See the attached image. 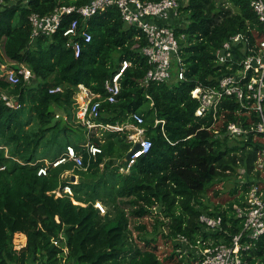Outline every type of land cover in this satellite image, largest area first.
I'll return each instance as SVG.
<instances>
[{"label":"trees","instance_id":"1","mask_svg":"<svg viewBox=\"0 0 264 264\" xmlns=\"http://www.w3.org/2000/svg\"><path fill=\"white\" fill-rule=\"evenodd\" d=\"M0 1V64H24L33 74L27 82L21 79L11 84L0 69V264H62V248L53 243L59 233L66 239L67 264H196L191 253L187 260L177 251V238L183 235L194 242L198 236H206L198 220L201 213L221 214L230 234L240 231L242 225L232 206L241 204L244 193L259 179L254 166L262 135L251 128L256 116L244 114L231 97L223 100L221 115L212 126L211 114L195 115L198 101L190 91L199 85H215L219 77L233 71L214 61L216 49L231 35H243L246 47L264 36V24L252 10L251 0H228L230 6L220 0H178L179 16L186 12L187 20H173L172 26L185 80L146 85L140 82L148 69L140 52L146 39L139 29L121 20L115 7L85 20L66 15L54 34L31 41V13L44 15L57 5L79 6L89 0ZM73 19L91 35L78 56L68 44L69 37L62 34ZM239 46L237 53L244 56L245 41ZM122 60L130 61V66L119 79L116 101L110 103L105 100L103 85ZM79 84L100 94L99 122L125 124L132 121V113L142 115L141 126L151 146L128 172L118 169L133 146L127 130H104L100 136H92L101 148L94 158H88L82 139L74 141L69 136L78 134L71 121ZM56 87L60 90L51 92ZM2 92L19 107H9ZM56 107L68 116L66 121L55 119ZM160 119L164 124H155ZM230 122L246 132L228 134ZM66 145H73L83 155L85 168L66 162L38 175L39 167L44 166L34 160L38 149L46 147L44 158L52 152L54 160ZM33 161L37 162L30 164ZM239 167L244 168L246 181L232 189L235 197L228 202V209H209L202 202L205 190L215 179L229 177ZM67 170L72 174L62 178ZM71 176H76L75 183ZM65 184L71 186L72 197L85 205L74 204L66 194L55 197L51 193ZM95 201L106 207L105 213L93 206ZM152 207H157V212L153 213ZM151 216V228L145 223L131 224L133 219ZM19 233L26 241L15 250L13 239ZM222 235V231L214 234ZM160 239L171 243V251H160ZM244 260L264 264V234L252 243Z\"/></svg>","mask_w":264,"mask_h":264},{"label":"built area","instance_id":"2","mask_svg":"<svg viewBox=\"0 0 264 264\" xmlns=\"http://www.w3.org/2000/svg\"><path fill=\"white\" fill-rule=\"evenodd\" d=\"M179 5L178 0H89L79 6L61 4L48 14L31 13L28 16L31 25L30 40L32 41L40 35L51 36L54 34L58 30L62 18L66 15L75 14L85 20L99 11L115 7L121 20L126 25H133L139 29L146 39V45L141 47L140 52L146 58L148 69L140 80L141 84L171 80L172 66H174L175 80H185V66L172 26V21L179 17ZM250 6L257 19L264 24V0H251ZM62 34L69 37L68 44L75 56H78L81 45L91 40L90 33L79 28L77 19H73ZM242 40L245 41V47L242 50L244 56L237 53V48L240 49L239 45ZM249 44L246 47L247 39L243 35H231L216 49L214 61L233 71L219 77L215 85H199L190 91L191 97L198 101L195 115L201 117L211 114L212 126L216 125L221 115L223 100L233 97L245 110L244 114L248 115L252 112L255 114L256 121L251 124V128L262 135V147L254 166V171L259 174V179L254 181L244 193L241 204L234 203L232 206L235 218L239 219L242 225L240 231L230 234L227 227L223 226L221 214L201 213L198 220L206 231V236H198L194 242L183 235L177 238L180 243L177 251L180 254L191 253L197 258L196 264H247L244 255L249 252L252 243L264 234V36ZM128 66H130V61L122 60L118 71L105 80L103 88L106 92L105 100L108 102L116 101L120 92L119 79ZM0 69L11 84L19 83L21 79L27 82L33 78L30 69L24 64L15 67L11 65V62H2ZM59 90L60 88L56 87L51 89V92ZM75 95L78 97V105L75 106L74 111L75 119L88 129L87 139L81 144L88 158H94L101 152L99 145L91 139L90 133L93 130L120 132L131 130L127 133V139L132 142L133 146L138 143L139 148L130 155L127 162L118 168L120 172H128L132 163L141 155L146 154L151 146V139L145 135V130L141 126L142 115L132 113V122L126 124L99 122L97 119L101 107L100 94L79 84L74 97ZM1 96L9 107H19L12 97L8 98L7 94L3 92ZM57 116L58 114H56ZM157 123L164 124V120H155V124ZM226 129V132L233 136H240L246 132L241 125L233 122L228 123ZM37 161L30 162V164H35ZM41 161H45L46 164L39 167L38 175H46L48 167H57L66 162H72L74 168H85L83 155L77 152L73 145H66L64 151L56 159L50 161L41 159ZM64 173L61 175L62 178L67 176H64ZM71 182L73 183L72 180ZM51 193L55 197L66 194L71 197L74 204L85 205L72 197V189L68 184L57 187ZM93 206L102 213L105 211L100 201H95ZM223 209H228V205ZM221 231L223 232L222 236H214L215 233ZM25 241V235L16 234L13 239L14 249L19 250L24 246ZM53 243L62 248L61 262L67 264V245L63 233H59L58 237L53 239Z\"/></svg>","mask_w":264,"mask_h":264},{"label":"rangeland","instance_id":"3","mask_svg":"<svg viewBox=\"0 0 264 264\" xmlns=\"http://www.w3.org/2000/svg\"><path fill=\"white\" fill-rule=\"evenodd\" d=\"M223 1L224 4H226L227 6H230V3L228 0H220L219 2ZM181 16L177 17L176 19H182V22H185L187 13L183 12V14H180ZM174 66H172V80H175L174 78ZM35 80V79H34ZM32 85L35 84L34 83H30ZM14 100V99H13ZM74 101L76 106L78 105V97L77 95H75L74 97ZM56 114H58V116L56 117L55 115V119H62L64 121H66L68 119V116L65 113H61V110L56 107ZM74 114V113H73ZM73 119L74 121H71V123L73 124V127L75 129L78 130V134L76 135H69L71 138H73L74 141H77L78 139H82L83 143L86 141L87 139V134H88V129L85 126L78 127L77 124L78 122L76 121L74 115H73ZM129 129H131V127H129ZM102 131H104L103 129H99V130H93L90 135L92 136H100ZM129 132H131V130H128ZM46 151V147L41 146L37 153L34 156V160H41L42 158H44V156ZM52 157V152L49 153V155L47 156V161H50ZM44 164H46L45 161H43ZM102 167V166H101ZM102 170V168H101ZM100 170V171H101ZM246 172L244 171L243 167H239L237 168V170L235 171V173L231 174L229 177H222V178H217L213 181V183L211 185L208 186V188L205 190L204 194H203V198H202V202L206 205L209 206V209H213V207L218 206L219 209L220 208H224L227 206L228 202L231 201L234 197L235 194L232 193V189L237 185V183L239 182H244L246 180H244L246 178ZM72 172L71 170L67 171L64 173V176L68 177L69 175H71ZM77 178H74L73 183L76 182ZM238 192H241V189H239ZM102 204V203H101ZM104 210L106 211V207L102 204ZM158 208L157 207H152L153 213L157 212ZM100 211V210H99ZM105 211L103 213H105ZM101 214H103L100 211ZM153 221V216L151 217H145V218H141V219H133L131 221L132 225H135L137 223H145L148 228H151V224ZM136 232H134V236ZM159 249L160 251H171L172 247H171V243H165L164 241H162L161 239L159 240ZM181 255H184V253H182ZM188 254H185L186 259L187 260H191L190 258H188L187 256Z\"/></svg>","mask_w":264,"mask_h":264},{"label":"water","instance_id":"4","mask_svg":"<svg viewBox=\"0 0 264 264\" xmlns=\"http://www.w3.org/2000/svg\"><path fill=\"white\" fill-rule=\"evenodd\" d=\"M139 148V144L138 143H136L134 146H133V148L125 155V157H124V162H127L128 161V159H129V157H130V155L133 153V152H135L137 149ZM74 176H72L71 177V180L73 181L74 180Z\"/></svg>","mask_w":264,"mask_h":264},{"label":"crops","instance_id":"5","mask_svg":"<svg viewBox=\"0 0 264 264\" xmlns=\"http://www.w3.org/2000/svg\"><path fill=\"white\" fill-rule=\"evenodd\" d=\"M130 117H131V116H130ZM131 122H132V121H128V122H126V123H131ZM126 123H125V124H126ZM116 124H119V123H116ZM127 131H128V130H127ZM127 133H128V132H127ZM129 151H130V150H129ZM46 160H47V159H46Z\"/></svg>","mask_w":264,"mask_h":264},{"label":"clouds","instance_id":"6","mask_svg":"<svg viewBox=\"0 0 264 264\" xmlns=\"http://www.w3.org/2000/svg\"><path fill=\"white\" fill-rule=\"evenodd\" d=\"M43 159H45V158H43ZM41 161V160H40ZM72 177V176H71ZM75 177V176H74Z\"/></svg>","mask_w":264,"mask_h":264}]
</instances>
